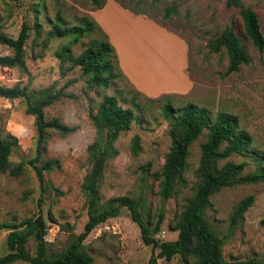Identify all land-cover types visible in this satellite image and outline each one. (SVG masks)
Instances as JSON below:
<instances>
[{"label": "rangeland", "instance_id": "rangeland-1", "mask_svg": "<svg viewBox=\"0 0 264 264\" xmlns=\"http://www.w3.org/2000/svg\"><path fill=\"white\" fill-rule=\"evenodd\" d=\"M123 1L132 4L135 0ZM225 1L143 0L140 4L142 10L158 20L166 7L176 6V14L163 23L187 41L189 72L194 80V88L188 95H167L151 101L136 94L122 77L108 88L88 89L87 76L82 74L80 66L69 60L62 61L56 55L70 37L47 39L51 23L59 14L62 26L78 24L83 15H90L93 5L89 0H0V33L16 38L23 23L31 27L24 45L27 72L17 67L0 66V86L26 85L34 99L41 92L56 90L69 81L64 88L69 96L45 107L44 114L47 119L56 117L75 127L65 135L50 130L42 159L57 158L60 168L43 173L41 189L34 170L27 163L18 175H12L9 170L0 171V257L8 252L6 236L10 227H20L23 221L38 215L46 225L49 254L65 250L75 235L82 232L87 220V196L82 183L92 165L87 147L95 140L103 141L91 117L105 95H114L123 108H131L134 119L129 129L120 132L113 142L117 154L105 162L98 183L99 202L103 205L111 198L128 196L139 202L144 220L151 224L162 212L164 219L156 234L160 240L177 238L174 225L199 183V145L207 133L203 130L191 143L186 167L176 182L175 191L170 198L163 199L161 167L171 143L169 120L163 109L166 103L173 107L174 113L181 112L191 102L204 107L212 119L220 112L236 115L239 129L251 137L250 145L246 152L234 153L219 165L226 161H246L243 173L255 169L254 156H264V51L258 52L244 36L238 9L227 7ZM242 1L254 9L264 34V0ZM35 21L41 24L40 35L33 28ZM226 27L234 28L249 56L247 64L230 74H226L228 55L225 49L213 52L207 46L208 40L219 36ZM92 37L84 35L71 44L72 58ZM11 53L9 47L0 43V55ZM25 108L26 101L22 98L0 96V129L3 135L10 133L16 138L9 156L10 165L28 161L35 155V118L27 114ZM136 134L140 137L141 150L134 155L131 141ZM249 194L255 197L253 205L231 228L230 214L235 204ZM205 218L216 235L223 239L222 253L226 260L264 258L263 183L238 184L216 192L210 197ZM26 249L35 254L33 236ZM82 249L91 257L92 264H147L151 253V247L142 242L139 227L125 207L117 216L98 224L83 240ZM158 263L187 264L178 255L169 261L159 259ZM9 264L30 263L17 260Z\"/></svg>", "mask_w": 264, "mask_h": 264}, {"label": "trees", "instance_id": "trees-1", "mask_svg": "<svg viewBox=\"0 0 264 264\" xmlns=\"http://www.w3.org/2000/svg\"><path fill=\"white\" fill-rule=\"evenodd\" d=\"M89 1L93 5L91 10L102 7L105 2V0ZM117 1L132 12L146 15L163 26H165L163 21L169 20L176 14V6L172 5L163 10L158 20L139 7L143 0H135L132 4H126L123 0ZM225 4L229 8L238 9L244 36L251 41L258 52L264 51V34L254 9L244 5L242 0H226ZM30 28L23 23L16 38L0 33V43L12 50L11 54L0 55V66L17 67L27 72L24 45ZM33 28L36 34L40 35L41 24L35 21ZM84 35L93 37L87 46L72 58L71 44L78 42ZM46 37L47 39L70 37V40L62 45L56 55L62 61L69 60L74 65L80 66L82 74L87 76L85 84L88 89L108 88L117 78L124 79L118 67L114 47L90 15H83L78 24L62 26L58 14L51 23ZM207 46L213 52L225 49L228 55L226 74L237 72L242 65L249 62L245 46L233 27H226L219 36L210 38ZM68 84L69 81L56 90H45L34 99L26 85L0 86V96L22 98L26 101L25 111L34 116L36 133L34 157L28 161H19L10 165L9 156L16 143V138L10 133L3 135L0 129V171L9 170L12 175H18L27 163L34 170L41 189L43 173L60 168L57 158L42 159V154L47 150L50 130L65 135L73 132L75 127L67 125L56 117L47 119L44 108L64 96H69L64 91ZM135 93L143 96L138 91ZM162 96L147 97V99L157 101ZM163 109L169 120L171 137L170 147L161 167L160 194L163 199L170 198L175 191L176 182L186 167L189 146L203 130H207L206 139L199 145L200 156L197 172L200 180L194 195L188 199L175 222L174 229L178 231L175 240L163 241L156 236L164 219L162 212L158 213L154 224H151L144 220L139 210V202L128 196L111 198L103 205L99 202L98 183L105 162L117 154L113 142L120 132L129 129L134 119L131 108H123L116 96L105 95L91 117L98 137L99 139L103 137V141L95 140L87 147L92 165L82 183V189L87 196V220L82 232L75 235L68 248L56 254H49L45 240L47 229L43 217L38 215L27 219L21 223L20 227L15 225L10 227L6 236L8 252L0 257V264H9L17 260L27 261L30 264H92L91 257L82 249L83 240L98 224L117 216L123 207L128 209L131 219L138 225L142 242L151 247L147 264H159V259L169 261L176 255L187 264L190 261H194V264H264V258L261 260L256 258L226 260L222 253L224 241L211 229L205 218V211L210 205V197L221 189L238 184H264V156H254L255 169L251 172L243 173L248 164L246 161H226L219 165L220 161L234 153L246 152L250 145L251 137L247 132L239 129L238 117L231 113L220 112L212 119L204 107H198L191 102H188L178 113H174L169 103H166ZM140 150V137L136 134L131 141V152L136 155ZM37 162L41 164L37 165ZM254 200V195L249 194L235 204L230 214L231 228L243 219L244 213L253 205ZM30 236L34 237L36 243L34 255L26 249Z\"/></svg>", "mask_w": 264, "mask_h": 264}, {"label": "crops", "instance_id": "crops-1", "mask_svg": "<svg viewBox=\"0 0 264 264\" xmlns=\"http://www.w3.org/2000/svg\"><path fill=\"white\" fill-rule=\"evenodd\" d=\"M89 13L114 47L118 67L133 90L150 98L191 93L194 80L184 37L116 0H105Z\"/></svg>", "mask_w": 264, "mask_h": 264}]
</instances>
